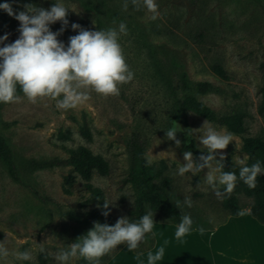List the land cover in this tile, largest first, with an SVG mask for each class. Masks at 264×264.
<instances>
[{
	"label": "rangeland",
	"instance_id": "rangeland-1",
	"mask_svg": "<svg viewBox=\"0 0 264 264\" xmlns=\"http://www.w3.org/2000/svg\"><path fill=\"white\" fill-rule=\"evenodd\" d=\"M17 1L44 9L57 2ZM60 2L70 9L68 26L58 40L67 46L69 37L78 34L71 27L73 23L98 31L95 16L84 10L78 0ZM107 2L127 18L124 23L128 34L121 35L119 43L126 63L134 72V79L120 86L119 95L105 98L91 92L86 102L66 111L58 109L50 98H38L32 104L24 95H20L19 101L2 103L0 107V136L13 152L18 175L17 180L12 178L8 166L0 160V242L9 250V256L0 259V264H58L55 254L61 248L85 236L95 222L101 223L93 217H87L86 224L66 217L68 213L87 214L95 210L102 213L103 210L99 203L90 201L91 194L85 190L84 181L67 165L69 156L64 148L85 146L108 162L110 175L95 174L91 183L104 192L115 222L122 217L135 221L131 212L135 210L136 194L128 182L129 143L134 133L144 137L146 159L156 168H161L163 163L167 166L163 177L170 178L171 183L165 191H158L165 204L180 214H189L194 227L205 228L228 217L222 208L223 199H218L205 182L207 168L195 176L191 172L178 174V168L186 163L185 151L193 153L194 162L195 149L206 152L196 139L202 132L187 135L188 129L201 128L205 119L182 106L184 74L193 88L190 94L219 117L245 112L246 137L264 136V118L259 113L260 90L264 87V0H156L159 6L156 20L151 19L152 14L142 4L137 10L128 0V8L124 10L125 0ZM8 26L6 20L0 21V36L8 34L5 44L19 37V32L13 33ZM49 27L57 32L62 24L57 21ZM215 65L226 70L228 80L213 71ZM199 83H210L213 91L197 94L195 87ZM211 124L217 131L229 132L219 124ZM173 125L181 130L176 133L181 141L179 147L175 141L166 139V131ZM83 127L90 130L92 142L81 136ZM68 132L71 140H61L60 135ZM232 136L228 147L217 152L239 168L237 159L245 157L248 166L243 139ZM216 159L219 160V155ZM72 176L73 194L68 195L64 191L68 186L65 180ZM161 182V179L153 180L159 187ZM186 197L191 200V207L184 205ZM237 197L243 208L254 202L244 195ZM177 200L181 209L176 207ZM149 210L151 207L146 206V212ZM152 212L153 232L170 228L166 223L171 221L169 217ZM148 243L145 237L133 251L138 253ZM121 249L122 254L130 252L124 244L110 255ZM26 250L31 252L32 259L16 257L15 253ZM118 260L119 257L112 264L119 263ZM83 261L84 258L77 257L70 264H83Z\"/></svg>",
	"mask_w": 264,
	"mask_h": 264
},
{
	"label": "clouds",
	"instance_id": "clouds-1",
	"mask_svg": "<svg viewBox=\"0 0 264 264\" xmlns=\"http://www.w3.org/2000/svg\"><path fill=\"white\" fill-rule=\"evenodd\" d=\"M137 8L147 9L151 19L159 16L156 0H131ZM128 8V0L123 4ZM0 9L19 21V37L13 43L5 44L8 34L0 36V103H13L20 100L17 86L24 97L36 104L38 98H50L56 102V107L62 110L75 109L90 98L95 92L105 98L119 95L120 86L134 79V72L126 63L123 49L119 43L121 35H127V26L120 22L118 27H108L104 30L90 31L79 24L71 25L78 34L69 37L67 46L60 40L68 26V10L64 3L57 2L50 8H38L32 4H25L22 11L14 12L10 3H0ZM60 21L62 27L57 32L50 30V25ZM116 25V20H113ZM177 124V123H176ZM187 130L190 137L195 132H202L196 136L199 144L206 150L207 155L201 154L199 162H194L193 153H183L185 164L178 168V174L183 176L191 172L193 176L208 169L205 182L213 189L218 199L230 195L237 179L243 181L249 188H255L257 177L264 173L259 161L247 166L246 158L237 159L241 165L239 175L233 171H224L225 156L217 150H224L233 141L231 133L217 131L205 120L199 129ZM178 128L173 125L166 131V139L175 141L177 147L181 141L177 139ZM219 155V160L216 156ZM151 160L147 164H151ZM221 188L223 190H221ZM184 205L191 207V200L185 198ZM110 203L104 201L102 214L107 217ZM176 207L181 209L179 200ZM242 214V213H241ZM154 213L149 210L138 220L130 221L127 217L117 220L114 226L95 222L93 228L76 242L61 248L55 254L58 264H70L73 258L81 257L92 264H99L100 258L115 250L117 246L126 244L129 251L136 250L145 240L146 234L152 233ZM193 220L189 214H182L176 226L175 237L181 239L192 231ZM201 232L203 228L199 229ZM43 251V248H41ZM164 248H159L154 254H149L148 264H157L164 257ZM21 260H30V251L15 253ZM9 256V250L4 242H0V259Z\"/></svg>",
	"mask_w": 264,
	"mask_h": 264
},
{
	"label": "trees",
	"instance_id": "trees-1",
	"mask_svg": "<svg viewBox=\"0 0 264 264\" xmlns=\"http://www.w3.org/2000/svg\"><path fill=\"white\" fill-rule=\"evenodd\" d=\"M84 10L92 13L95 16L97 29L104 30L110 26H113V20H116V25L120 22L127 20L122 16L120 12L114 10L107 2V0H78ZM8 2L12 5L14 12H19L24 9V5L17 0H0V3ZM8 22V29L13 33L19 28V21L9 16L5 11L0 9V21ZM73 35V33H72ZM76 35V34H74ZM213 71L223 80H228L226 70L220 66L215 65ZM195 90L199 95H207L213 91V86L210 83H199L196 85ZM182 91L185 92L182 106L184 109L193 112L199 117L208 120L211 123L219 124L225 127L231 134L241 137L243 139V151L248 155V166L259 161L262 169H264V136L262 137H246L248 135V128L245 124L247 113L236 112L231 115L219 117L212 109H210L205 103L199 101L195 96L190 94L193 88L189 84V81L184 74L182 77ZM261 102L259 106V113L264 118V87L260 90ZM17 95H23L17 86ZM2 103H0L1 107ZM81 136L88 142H92L93 137L90 130L87 127H83L81 130ZM60 139L63 141L71 140V133L61 134ZM69 156L67 165L71 166L75 174L80 176L84 181V188L91 194V202H97L101 205L103 211L105 195L104 192L95 188L91 183L95 174L103 177L110 175V167L108 162L101 156L95 155L89 148L80 146L76 149L64 148ZM130 161L131 170L128 177V182L132 184V187L136 194L135 210L131 212V215L138 220L141 216L146 214V206H150L152 211L162 212L165 216L171 219L170 223L178 225L181 219V215L177 209L173 206L165 204L163 197L158 191H165L171 183L170 178L163 177L164 172L167 170V166L163 163L161 168H156L152 164H147L145 157V140L141 134H133L130 143ZM196 162H199V156L201 154L207 155V152L194 150ZM0 160L8 166V170L12 178L18 179L16 164L13 158V152L8 143L0 136ZM224 171H233L239 175V167L236 166L230 159L223 161ZM154 179H161V186L153 184ZM66 188L65 193L72 195L73 191L70 187L75 183V178L68 177L65 180ZM221 190H223L221 188ZM238 195H244L247 198L253 199V204L247 208H243L239 204ZM222 208L228 216L239 217L244 209H248L250 216L256 219L259 223L264 224V176L259 175L257 177L255 188H249L243 181L237 179L236 187L230 195H226L222 201ZM109 215L105 217L97 210L92 213L79 214L68 213L67 219L73 220L80 224L87 223V217H93L100 221L102 224H108L110 226L115 225V219L112 217L110 208L107 209ZM202 227L192 226V230H199ZM146 238L149 239L148 245L139 250V253L149 251L154 245V239L152 233L146 234ZM111 251L100 258L99 264H106L111 259ZM44 263V261H43ZM83 264H92V262L84 259Z\"/></svg>",
	"mask_w": 264,
	"mask_h": 264
},
{
	"label": "crops",
	"instance_id": "crops-1",
	"mask_svg": "<svg viewBox=\"0 0 264 264\" xmlns=\"http://www.w3.org/2000/svg\"><path fill=\"white\" fill-rule=\"evenodd\" d=\"M166 223L170 228L152 231L154 245L149 251L122 254L121 249L106 264L118 257L117 264H148L149 254L161 247L164 257L157 264H264V224L252 218L249 210L209 225L203 232L192 230L179 240L177 225Z\"/></svg>",
	"mask_w": 264,
	"mask_h": 264
}]
</instances>
